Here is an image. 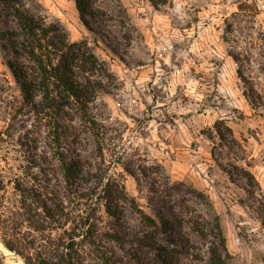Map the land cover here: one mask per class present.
Here are the masks:
<instances>
[{
  "label": "rangeland",
  "instance_id": "rangeland-1",
  "mask_svg": "<svg viewBox=\"0 0 264 264\" xmlns=\"http://www.w3.org/2000/svg\"><path fill=\"white\" fill-rule=\"evenodd\" d=\"M24 9L59 25L71 42H86L100 60L94 76L78 71L80 81L102 85L89 105L100 139L74 105L59 120L68 153L125 188L120 227L99 189L92 202L102 233L127 235H102L117 263L161 264L132 240L151 234L172 249V264H212L215 236H202L196 221L218 216L226 264H264V0H168L158 8L150 0H96L91 28L74 0H25ZM6 55L0 40V169L11 198L8 181L43 178L46 130L36 135L37 148L30 140L36 117ZM5 250L11 257L0 255V264H30Z\"/></svg>",
  "mask_w": 264,
  "mask_h": 264
},
{
  "label": "trees",
  "instance_id": "trees-1",
  "mask_svg": "<svg viewBox=\"0 0 264 264\" xmlns=\"http://www.w3.org/2000/svg\"><path fill=\"white\" fill-rule=\"evenodd\" d=\"M74 1L82 21L91 28L89 20L95 15L96 0ZM167 1L150 0L156 8ZM24 3L0 0V40L11 54L6 55L5 64L19 86L24 106H29L36 117L30 139L36 147L40 143L36 135L46 130L41 136L45 142L40 155L43 178L15 177L8 181L13 197L7 198L8 184L0 169L1 241L30 264H118L102 235L112 241L126 239L127 235L119 233V228L102 233L97 224L98 203L92 202L99 189L105 213L120 227L125 188L107 177L106 169L98 167L94 171L79 156L68 153L64 145L68 131L59 120L66 108L74 105L100 139V125L89 105L102 85L90 77L86 81L78 77V71L94 76L100 60L88 50L86 42H71L59 25L27 13ZM1 23L5 24L3 28ZM99 149L102 153L101 146ZM60 177L64 191L59 189ZM142 218L148 225H157L150 215L142 213ZM161 223L165 230L170 229L169 219ZM196 229L202 236H215L210 244L211 263L226 264L227 241L219 217L213 222L196 221ZM39 239L44 245L37 244ZM132 240L141 248L153 250L161 264H172V249L151 234L135 235Z\"/></svg>",
  "mask_w": 264,
  "mask_h": 264
},
{
  "label": "water",
  "instance_id": "water-1",
  "mask_svg": "<svg viewBox=\"0 0 264 264\" xmlns=\"http://www.w3.org/2000/svg\"><path fill=\"white\" fill-rule=\"evenodd\" d=\"M4 248H5V247H4ZM5 249H7V248H5ZM0 255H1V257L4 258V259H8L9 256H10V255H8L7 253H5L1 248H0ZM24 264H27V263L24 262Z\"/></svg>",
  "mask_w": 264,
  "mask_h": 264
},
{
  "label": "bare ground",
  "instance_id": "bare-ground-1",
  "mask_svg": "<svg viewBox=\"0 0 264 264\" xmlns=\"http://www.w3.org/2000/svg\"><path fill=\"white\" fill-rule=\"evenodd\" d=\"M0 248L5 252V253H7L6 252V250H5V248L4 247H2V244L0 243ZM11 257V256H10ZM8 261V260H7ZM14 261V260H13ZM11 263V262H10ZM14 264V263H13ZM17 264H19V263H17Z\"/></svg>",
  "mask_w": 264,
  "mask_h": 264
}]
</instances>
